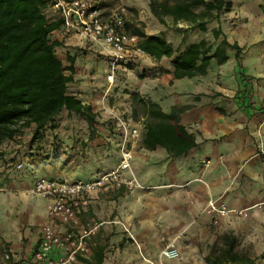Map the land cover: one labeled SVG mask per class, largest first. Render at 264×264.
Listing matches in <instances>:
<instances>
[{"label":"crops","instance_id":"crops-1","mask_svg":"<svg viewBox=\"0 0 264 264\" xmlns=\"http://www.w3.org/2000/svg\"><path fill=\"white\" fill-rule=\"evenodd\" d=\"M230 1L229 11L205 12L204 30L198 27V22L170 21V24L169 21L139 18L146 35H162L175 49L201 39L216 47L224 38L229 44L236 43L240 47L241 68L236 50L227 46L226 62L218 64L212 59L206 74L191 78L172 76V58L154 60L144 53L138 55L133 65L117 72L106 92V57L62 26L52 32L51 39L59 42L55 49L63 64L68 66V58L74 59L68 94L89 105L95 117L102 114V110H108L109 116L110 112L127 104H132L133 109L140 106L132 103L131 93L159 105L164 113H169L173 107L189 105L180 114V123L194 134L196 141V146L188 152L172 156L162 147L146 148L142 144L145 130L141 133L133 148L132 167L143 188L121 187L108 192L97 189L88 194L89 204L79 213V224L96 223L98 228L91 237L90 253L78 257L74 264H149L148 260L158 261L162 237L175 239L186 255L182 261L165 258L164 264H208L206 257L212 254L215 243L220 244L218 237L226 232L211 231L210 215L204 211L210 198L218 199V205L227 208L252 206L250 217H262L264 0ZM47 10L52 14L48 16L50 20L57 19L54 11ZM194 11L203 13V8ZM130 22L128 15L126 25ZM175 27L193 29L191 33H180ZM214 29L221 31L216 39L212 33ZM65 73L70 74V71ZM141 110L143 114L142 107ZM64 111L68 112L63 109L54 119ZM106 135L108 154L117 153L116 158H108L103 166V170L109 171L119 160L117 142L120 136L118 132L112 135L109 128ZM200 158L205 167L198 163ZM15 159L17 162L29 160L28 156L20 155ZM45 163L35 162L30 169L34 167L39 176L71 180L78 176L94 178L103 173L94 167L87 174L79 170L74 174L58 171ZM30 169L20 178L10 174L0 178V187L9 185L11 190L9 194H0V236L1 240L11 243L10 251L15 260L28 258L19 264H30L44 225L51 224L58 232L71 229L69 224L49 217V199L29 193L37 178L33 180L35 176H30ZM220 217L233 219L236 215ZM203 247L208 252L199 261L197 258ZM22 252L24 257H21ZM98 254L102 256L100 261Z\"/></svg>","mask_w":264,"mask_h":264},{"label":"trees","instance_id":"trees-1","mask_svg":"<svg viewBox=\"0 0 264 264\" xmlns=\"http://www.w3.org/2000/svg\"><path fill=\"white\" fill-rule=\"evenodd\" d=\"M50 1L0 0V145L31 126L32 139L40 140L47 125L63 109L82 115L88 128L93 130L95 113L91 107L68 94L74 59L68 58L70 64L65 66L56 53L59 42L52 40L51 34L62 26V20L48 18L45 10ZM231 5L230 0H174L172 3L149 0L150 11L159 21L171 16L174 21L198 22L202 30L205 12L229 11ZM196 7H202L203 13L194 11ZM126 30L138 37L139 47L154 60L172 58V76L176 79L206 74L212 59L223 64L228 59L227 46L236 50L241 68L240 47L236 43L229 44L225 38L216 47L201 39L175 49L162 35H146L141 28L130 32L127 25ZM212 33L216 39L221 31L214 29ZM66 70L70 74H66ZM130 97L133 104L142 107L145 115L142 144L146 148L162 147L177 156L196 146L194 134L180 123V114L189 105L173 107L169 113H164L159 105L144 100L137 93H131ZM89 138H93V132ZM218 240L220 244L215 243L212 254L206 257L208 264H256L255 258L236 249L233 233L225 232ZM97 257L100 261L102 256Z\"/></svg>","mask_w":264,"mask_h":264},{"label":"built area","instance_id":"built-area-1","mask_svg":"<svg viewBox=\"0 0 264 264\" xmlns=\"http://www.w3.org/2000/svg\"><path fill=\"white\" fill-rule=\"evenodd\" d=\"M47 9L54 11V17L62 20L65 31L80 36L106 57V92L114 83L117 72L133 65L138 55L145 53L138 45V37L126 30L128 10L124 5L104 12L97 0H51L45 12ZM114 117L118 121L120 135V157L114 169L86 180L39 176L29 189L31 195L49 199L48 215L51 219L67 223L72 229L58 232L51 224L44 225L30 264H74L78 257H86L91 250V237L98 228L96 223L79 224L78 215L89 204L88 194L97 189L108 192L113 188L130 190L140 186L132 158L133 148L145 130V118L132 121L129 117ZM0 190L5 188L0 187ZM207 208L219 216L244 212L243 209L220 206L214 199L208 201ZM165 252L169 258L177 255L173 244Z\"/></svg>","mask_w":264,"mask_h":264},{"label":"rangeland","instance_id":"rangeland-1","mask_svg":"<svg viewBox=\"0 0 264 264\" xmlns=\"http://www.w3.org/2000/svg\"><path fill=\"white\" fill-rule=\"evenodd\" d=\"M97 1H99L101 7L104 9V12H109L115 7L124 5L128 10L127 15H129L130 21H132L128 24V30L130 32H133L137 28L142 29L143 22H140V17H142L145 21H159L150 11L149 0ZM156 1L172 3L174 0ZM194 9L200 11L202 7H196ZM46 14L49 17H52L51 12H46ZM163 21H169L171 24L170 21L174 20L171 18V16H164ZM172 28L174 29V26H172ZM176 29L179 30L180 33H191L193 28ZM134 111L136 114L135 116ZM102 112V114H98V116L95 117L93 130L88 128L87 122L82 115L68 113L66 111L60 114L59 118L54 119L52 123L47 125L45 129L47 130V137L43 134L41 140L34 141L32 139V126L21 129L20 133L12 140H6L0 145V178H2L4 174H10L14 178L16 176L20 178V176L22 177V175L27 172V169H30L31 164L34 165L35 162L45 163L46 161L48 163H45V165L49 164L54 169H59L58 171L64 170L70 173L74 172V174L77 170H79V172L86 173L91 170L90 168L94 169V167H97L103 173L104 171L107 172L108 170H105L106 168L103 170V166L108 163V158L117 157V153L111 152L108 154V135H106V133H108V128L112 135L117 134V132L119 134V129L117 126L118 121L115 119L114 115H119L124 119L129 117L132 121H137L141 117H145L142 114L141 107L137 106L133 109L132 104H127V106H121L115 109V111L109 113V116L108 110H102ZM91 132H93V140L88 139ZM119 143L120 137L118 138L117 142L118 157H120ZM17 155L23 157L28 156L29 160L27 161L24 159V162L21 160L17 162L15 159ZM201 160L202 159L200 158L198 163L202 165V167H205L204 164L201 163ZM28 173L30 176H35L33 177V180L39 176L36 175L37 172L35 171L34 167H32ZM134 174L135 177H137L135 170ZM76 179L86 180L92 178H81L78 176ZM139 184L140 186H138V188H143L142 184ZM4 188L5 190H0V194L4 195L11 192L9 185H6ZM214 200H216L218 203V199ZM251 208L252 206L242 208L244 212L240 215L237 214L236 217H239L237 219L236 217L233 219H228L226 217V219H221L219 215L209 212L207 206L204 208V211L210 215L211 220L209 226L213 227L211 231H214L215 233L221 231L234 232L237 243L236 249L255 258L256 264H264V212L260 213L262 217H250L251 214L249 212ZM129 235L134 240L130 233ZM1 237L2 236H0V264H19L22 261H28V258L25 260L23 258H21V260H15V258L12 256V252L10 251L11 243L1 240ZM161 240L163 245L159 252L158 261L148 260L149 264H164L163 259L165 258L179 259L181 261L186 258L185 253L178 248L175 239L166 240L162 237ZM172 244L175 247L177 255L175 257L169 258L166 256L165 251ZM206 252H208V249L203 247V249L200 250L197 260L200 261L202 255ZM22 256L23 252L21 253V257Z\"/></svg>","mask_w":264,"mask_h":264}]
</instances>
